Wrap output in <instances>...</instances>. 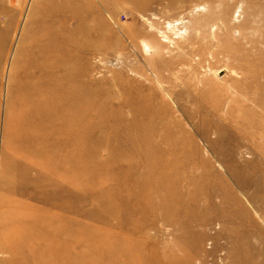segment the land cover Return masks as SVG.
Here are the masks:
<instances>
[{
	"label": "rangeland",
	"instance_id": "374dc122",
	"mask_svg": "<svg viewBox=\"0 0 264 264\" xmlns=\"http://www.w3.org/2000/svg\"><path fill=\"white\" fill-rule=\"evenodd\" d=\"M60 4L0 0V264H87L98 216L154 264H264V0ZM50 87L88 112L35 111Z\"/></svg>",
	"mask_w": 264,
	"mask_h": 264
},
{
	"label": "bare ground",
	"instance_id": "6f19581e",
	"mask_svg": "<svg viewBox=\"0 0 264 264\" xmlns=\"http://www.w3.org/2000/svg\"><path fill=\"white\" fill-rule=\"evenodd\" d=\"M88 1L89 0H80V2H83L84 4L85 11L81 7L67 8L61 4L58 5L54 10V13L56 14L54 20L60 24H68L73 26V24L70 21H68V17L71 14L72 17L76 18V21L80 22V24L83 25L85 18H88L89 16L86 15V11H88L89 8V4L85 5L86 2ZM169 1L170 0H167V2ZM83 34L84 32H82L77 38L76 35L69 33L68 41L71 48L84 46V43L80 40L81 39L80 37ZM63 43L64 40L60 37L55 42V46H59ZM63 57H64L63 59H60L61 68H59L58 70H62V68L64 69L67 68V64L69 60L66 58V56ZM50 58L52 57L49 55L48 56L38 55L36 59L29 62L31 67L30 73L25 72L26 75L35 74L36 78L39 80V85L38 87L36 86V93H35L36 95L38 94L39 96H41L42 94L45 93V92L43 93V90L40 87L44 82H47L48 79L54 74V71H56L50 68L45 63V61ZM49 62L51 63V61ZM60 80L61 83L66 82V80L62 77L60 78ZM48 92L49 93H47L48 94L47 98L45 97V99L42 102H40L41 104L36 105L33 108L35 109V111L45 114L46 117L48 118L50 117L52 121L53 120L59 121L61 120V118H67V120L71 124V122L72 123L75 122L78 116L83 117L84 113L88 112L87 108L83 107L81 102H78V104H76L75 110H72L73 104H69L66 106V108L63 111L59 110L54 112L53 109L49 107L50 102L51 103L57 101L60 102L63 99V97H65L66 99L69 93L66 89L61 90V88H57L56 90H54L51 87L49 88ZM37 116H38L37 119L35 117L32 119L34 120V122L33 124H30V126L33 127L36 123L39 124L42 123L39 122L40 116L39 115ZM150 133L151 132L149 131V134ZM96 216L97 215H95V217ZM92 219L93 221L91 223H88V227L86 231H84L83 241L81 244L83 251L86 252L85 262L87 264H116L121 260L122 261L119 264H123L124 261H126L129 257L135 254L137 256L135 260L133 256V264H142L140 263V259L146 260V264H154L151 261V258L155 259L156 261L159 259L158 254L154 257L148 255L145 252V249L139 240H131L132 237H128L127 235L123 236L122 232L111 234L110 231L114 229L113 226H111L110 224H106L104 221H102L103 219H99V216L97 218L92 217ZM109 235L111 236V238L108 237ZM137 237L140 238V235Z\"/></svg>",
	"mask_w": 264,
	"mask_h": 264
}]
</instances>
